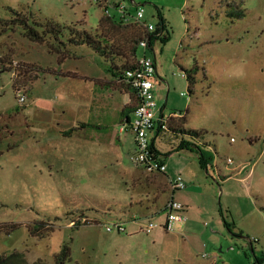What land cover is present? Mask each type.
Listing matches in <instances>:
<instances>
[{
  "label": "rangeland",
  "instance_id": "rangeland-1",
  "mask_svg": "<svg viewBox=\"0 0 264 264\" xmlns=\"http://www.w3.org/2000/svg\"><path fill=\"white\" fill-rule=\"evenodd\" d=\"M123 1L145 8L154 33L162 13L167 29L148 50L157 112L187 114L186 128L202 136L169 120L154 137L167 170L136 162V134L121 130L120 91L131 88L112 61L87 44L56 52L50 34L37 42L23 26L0 25V255L53 264L67 244L70 264H264V0ZM14 10L41 31L62 25L65 41L74 25L96 32L107 15L97 0H0L1 19ZM194 67L191 92L184 69ZM183 140L212 156L207 169ZM179 175L188 186L173 191ZM173 198L195 221L168 230Z\"/></svg>",
  "mask_w": 264,
  "mask_h": 264
},
{
  "label": "trees",
  "instance_id": "trees-1",
  "mask_svg": "<svg viewBox=\"0 0 264 264\" xmlns=\"http://www.w3.org/2000/svg\"><path fill=\"white\" fill-rule=\"evenodd\" d=\"M98 4H100L98 2ZM101 5V4H100ZM13 16L10 19H1L0 25L2 26L3 31H7L8 29H14L17 26H23L24 34L31 40L37 42H44L46 37L50 34L55 37L56 41L60 43L59 47L52 46L53 51L59 52L61 51V46H66L67 44H87L91 48H93L97 53L102 56L107 57L112 61V69L113 73L118 80L123 78L126 74V71L129 69L136 68L137 60L139 57L138 48L140 47V40L144 36H148L150 38V47H152V43L156 37H159L163 30L167 29V25L165 19L160 13V26L157 28L156 32L147 33L145 27L139 23H124L114 17L104 15L99 22V26L96 32H90L88 30H80L77 25L70 28V37L67 38V41L63 40L65 33V27L58 23L48 22V27L41 31L36 24H31L28 18L18 12L13 11ZM39 24V23H37ZM124 29L132 30L130 33L125 34L123 36L124 40H120L119 42L112 40L111 32H122ZM124 45H130L127 50H125ZM124 46V50H123ZM68 54L65 56V54ZM70 56V52L66 49L65 52H62L61 58H66ZM116 57H123L125 59V63L118 67L115 62ZM133 58V61L131 59ZM197 68L193 69H184V75L186 76L189 82V90L193 91V86L196 81V76L194 75V71ZM16 85V84H15ZM17 88V87H16ZM19 90V88H17ZM170 120V119H169ZM186 117H183L179 122V126L176 127V130L182 132L184 134H190L196 137H201L202 132L199 130H195L194 128H186L185 126ZM152 148H155L154 144L151 142ZM190 146H196L199 150L200 161L201 164L207 169L208 166L212 163V156L207 154L200 146L195 145L191 142L183 140L180 144L181 148H189ZM2 151L0 150V155ZM14 228V227H12ZM34 230H32L33 232ZM71 249L69 245H64L59 253L55 255V261L53 264H70L71 263ZM0 264H28L24 254L20 251H14L9 254L0 255ZM33 264H49L42 258H39ZM77 264V263H76Z\"/></svg>",
  "mask_w": 264,
  "mask_h": 264
},
{
  "label": "built area",
  "instance_id": "built-area-1",
  "mask_svg": "<svg viewBox=\"0 0 264 264\" xmlns=\"http://www.w3.org/2000/svg\"><path fill=\"white\" fill-rule=\"evenodd\" d=\"M105 8L108 16L114 17L124 23H139L143 25L147 33H152L155 29L152 23L144 20L145 8L136 5L135 10L132 6L123 0H97ZM140 46L145 50L143 56H139L136 68L129 69L120 81L129 85L135 92L137 104L134 110V118L131 121V130L136 134V162H145L150 169L157 167L164 172L167 168L164 160L159 158L154 153V148L151 146L150 134L157 127L166 129L168 127L169 118L163 114L158 115V102L154 93V76L157 73L156 60L149 54L150 38L146 35L140 40ZM20 102H24L25 95H21ZM231 162V158L228 159ZM170 187L173 191L187 187L184 178L179 175L176 179L170 182ZM168 211L167 222L165 227L169 230L174 227L175 222L186 221L188 216L185 213V205L182 202L176 201L174 198L167 203L164 208ZM157 226L156 223L150 221L144 225V230L149 233ZM119 230H124L122 225L117 224ZM112 229V227H109Z\"/></svg>",
  "mask_w": 264,
  "mask_h": 264
},
{
  "label": "crops",
  "instance_id": "crops-1",
  "mask_svg": "<svg viewBox=\"0 0 264 264\" xmlns=\"http://www.w3.org/2000/svg\"><path fill=\"white\" fill-rule=\"evenodd\" d=\"M156 68H157V73H158V64H157V62H156ZM116 77V76H115ZM186 77V76H185ZM118 77H116V79H117ZM105 79L106 80H104V85H108V86H111L112 87V85H111V83H114L115 82V80L116 79H114V81H111L109 78H107V77H105ZM155 87V86H154ZM105 88H103L102 89V93L101 94H104L105 93V90H104ZM121 92V94H123L124 95V98H122V105H121V107H122V111H121V118H123V120H122V122H123V125H122V127H121V130H127V129H131V121L133 120V118H134V110H135V107H136V104L137 103H135V94H134V91L133 90H126V92H124V90H122V91H120ZM137 102V101H136ZM161 114H163V112H162V110H161V113L159 114V115H161ZM164 115V114H163ZM165 116V115H164ZM169 116L170 117H168L169 119H170V121H176L177 122V124H176V126H179L180 124H179V122L182 120V118L183 117H186L187 116V114H184V113H181V112H171V113H169ZM96 125H98V124H96ZM176 128V127H175ZM161 128L160 127H157L155 130H153L152 132H151V134H150V139H151V142L154 144V142H155V133H159V132H161ZM156 131V132H155ZM191 147V149L190 150H195L197 147L196 146H190ZM187 149H189V148H187ZM198 149V148H197ZM164 162H165V160H164ZM166 163V162H165ZM166 170H167V168H166ZM178 176H176V177H174V178H172V180H170V182L171 181H173L174 179H176ZM185 180V179H184ZM185 182H186V184H187V186H188V183H187V181L185 180ZM169 189L171 190V188L169 187ZM162 191H165L166 190V188L165 187H162V189H161ZM158 196H156L155 197V199H154V203H156L157 202V198ZM190 210L191 209H185V213H186V215L188 216V219H187V221H185V224H187V223H191L192 221H195L194 219V217H192L191 218V216L189 217V212H190ZM194 218V219H193ZM181 224H183V222H175V224H174V226H177V227H179V226H181Z\"/></svg>",
  "mask_w": 264,
  "mask_h": 264
}]
</instances>
